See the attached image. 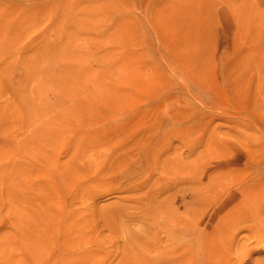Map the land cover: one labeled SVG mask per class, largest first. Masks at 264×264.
Segmentation results:
<instances>
[{"label": "rangeland", "instance_id": "374dc122", "mask_svg": "<svg viewBox=\"0 0 264 264\" xmlns=\"http://www.w3.org/2000/svg\"><path fill=\"white\" fill-rule=\"evenodd\" d=\"M263 189L264 0H0V264L201 258Z\"/></svg>", "mask_w": 264, "mask_h": 264}, {"label": "bare ground", "instance_id": "6f19581e", "mask_svg": "<svg viewBox=\"0 0 264 264\" xmlns=\"http://www.w3.org/2000/svg\"><path fill=\"white\" fill-rule=\"evenodd\" d=\"M215 184L208 187L209 190L212 189L214 194L217 193L216 190L218 191L216 188H219ZM254 192L253 188L246 187L241 191V194L248 195L250 193L249 195H252ZM254 196L256 197V194ZM255 201L256 199L250 200L246 197L244 202V205L249 206L253 211L250 212L251 217L248 218L252 223L251 225L241 227L237 225L232 227L217 226L208 231L209 238L206 240L203 238V242L199 239V245L204 248L203 256L200 255L201 258H195L190 247L181 246L180 243L173 241L170 235L172 233L166 228L163 229L164 238L155 235L148 240H134L135 244L130 245L134 250L126 254L125 262L129 261L131 264H247L251 248L254 247L252 245L264 242V218L261 217L264 215V210L260 211L259 205L253 203ZM243 229H248L251 236L249 235L246 240L236 241L235 236L232 237L231 233L235 234ZM255 249L256 247L254 251Z\"/></svg>", "mask_w": 264, "mask_h": 264}]
</instances>
